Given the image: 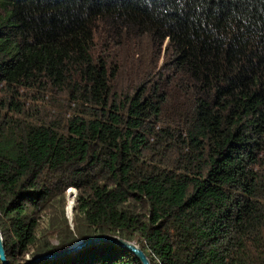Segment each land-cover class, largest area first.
I'll list each match as a JSON object with an SVG mask.
<instances>
[{
	"label": "trees",
	"instance_id": "16d2710c",
	"mask_svg": "<svg viewBox=\"0 0 264 264\" xmlns=\"http://www.w3.org/2000/svg\"><path fill=\"white\" fill-rule=\"evenodd\" d=\"M95 35L143 36L165 63L118 90ZM69 187L76 234L37 253L111 234L151 264H264V0H0L9 263ZM33 264L141 263L102 242Z\"/></svg>",
	"mask_w": 264,
	"mask_h": 264
},
{
	"label": "rangeland",
	"instance_id": "374dc122",
	"mask_svg": "<svg viewBox=\"0 0 264 264\" xmlns=\"http://www.w3.org/2000/svg\"><path fill=\"white\" fill-rule=\"evenodd\" d=\"M96 26L100 27V24L96 23ZM92 42L94 55L102 56L106 59V62L115 65L114 68L116 69L117 73L115 74L116 81L114 82L121 85V87H119L118 89H121V91H134L135 87L142 84L143 79L147 77L148 74H152V72L158 71L159 69H161L160 66L164 65L165 63L162 53H158L154 49V47L150 45L148 40L143 36H128L124 38L121 35L113 44L109 39H107V37L95 35ZM153 50H155V53ZM136 61H138L142 65V69L140 71L131 66L132 63H135ZM146 67L148 68L149 72H146ZM69 189L73 190L69 191ZM76 194L77 190L75 188H67L64 195L59 196L58 200L55 204H53L51 208L44 210L40 214L34 231L36 236L35 244L31 245L29 247V251L23 256L18 255L19 257H21L18 261V264H24L36 255L46 253H37V244L40 245V243H48L50 247L57 246L61 244L62 240L66 239V236H68L69 234H76L74 228L75 224L73 211L75 201L73 204V208H71V213L68 210V199L71 195H73L75 199ZM64 197L67 199L66 210L65 204L63 202ZM58 223H60V225ZM62 249H58L52 252L60 251ZM32 252H35V255L32 256ZM7 260L8 262H11L9 259Z\"/></svg>",
	"mask_w": 264,
	"mask_h": 264
},
{
	"label": "water",
	"instance_id": "95a60500",
	"mask_svg": "<svg viewBox=\"0 0 264 264\" xmlns=\"http://www.w3.org/2000/svg\"><path fill=\"white\" fill-rule=\"evenodd\" d=\"M73 208V207H72ZM112 243L119 247H122L132 254H134L141 264H151L149 257L145 254V252L133 241H129L126 239H123L119 237L118 235H111V234H95V235H87L84 237L79 238L74 243L70 244L66 248L56 251V252H46L39 255H36L32 259H29L24 264H33L37 260L42 259H53L60 255H64L70 252H74L76 250H79L85 246L95 244V243ZM0 261L2 264H9L6 253L4 249V242H3V236L2 232L0 230Z\"/></svg>",
	"mask_w": 264,
	"mask_h": 264
},
{
	"label": "bare ground",
	"instance_id": "6f19581e",
	"mask_svg": "<svg viewBox=\"0 0 264 264\" xmlns=\"http://www.w3.org/2000/svg\"><path fill=\"white\" fill-rule=\"evenodd\" d=\"M74 201H75L74 196L71 195L68 199V210L70 213H71V208L73 207Z\"/></svg>",
	"mask_w": 264,
	"mask_h": 264
}]
</instances>
